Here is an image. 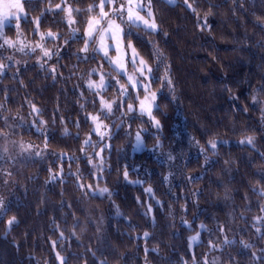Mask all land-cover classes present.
Masks as SVG:
<instances>
[{"label":"trees","instance_id":"1","mask_svg":"<svg viewBox=\"0 0 264 264\" xmlns=\"http://www.w3.org/2000/svg\"><path fill=\"white\" fill-rule=\"evenodd\" d=\"M69 1L74 7H84L91 2ZM36 3L37 0H28L25 5L27 18L20 21L22 36L31 42L40 40L31 23L32 17L39 14ZM46 3L44 0L40 8ZM156 3L154 0V5ZM213 4L215 7L209 0H198L196 5L203 9L212 7L214 12L208 17L210 27L203 31L202 16L193 14L184 5L183 11L174 6L165 9L169 35L165 38L160 33L157 39L168 53V64L175 77L174 86L180 88V99L177 106L169 105L167 117L162 118L163 148L152 147L155 130L150 129L144 134L148 146L133 151L129 145L127 155L121 158L115 145L123 133L117 130L119 135L114 138L113 148L108 150L109 162L126 165L130 177L139 178L144 184H130L122 177L117 179L114 169L108 168L103 180L114 191L112 200L79 187L80 182L97 183L92 166L78 151L90 125L76 102L79 93L82 91L87 97V101L83 100L86 111L91 112L99 105L94 108L91 101L95 97L77 72L84 69L80 75H85L89 68L97 66L99 59H82L83 54L78 52L82 42L69 39L70 26L63 18L64 13H45L40 31L51 28L60 33L57 39L62 46L60 55L48 62L56 65L57 72H50L46 68L48 63L40 68L33 59L22 66L8 65L0 75V103L5 105L0 110V128L5 127L7 113L8 123L15 125L9 130L14 133L12 137L40 145L41 133L32 123L38 118L30 115L28 101L31 100L49 121L44 135L51 146L80 156L82 177L81 181L76 180L73 173L77 162L68 157L65 171L56 180L48 179L49 168L55 170L59 165L57 157L50 152L43 158L29 155L12 167L9 189L4 192L0 186V196L5 197L10 209L0 218V264H59L56 251L66 256L67 264H85V261L101 264L105 259L107 264H145V256L149 264H183L192 257H197L196 264H203L205 259L210 264L213 259L217 264H229V261L231 264H253L250 251L264 248V241L255 230L256 227L264 230V224L254 219L264 216L260 210L264 198L253 187L258 189L264 184L258 171L264 165V157L260 156L264 153V124L260 121V108L264 103L255 104L250 99L258 93L261 102L264 101V41H261L264 31L253 13L264 15V0H245L243 6L239 5V0L236 5L231 0H213ZM76 18L80 23L72 27L82 28V15L76 14ZM4 32L13 38L17 30L11 24ZM133 38L147 58L151 45L136 36L135 31ZM65 39H69L67 45L63 43ZM50 41L48 39L46 44H51ZM100 63L107 67L106 62ZM53 75L57 77L55 80ZM113 91L115 89H109L108 93ZM158 98L161 103L169 99L159 94ZM245 107L249 111H244ZM17 110L22 121L14 116ZM54 113L55 125L51 122ZM61 116L69 127L67 137L60 133ZM143 119L146 121L147 117ZM77 120L81 125L79 129L75 126ZM216 132L226 143L218 144V154L209 150L205 162V152L190 141L195 137L207 146V139ZM245 135L256 136L255 148L238 142ZM168 153L173 160L167 159ZM164 176H168L167 181ZM149 184L159 203L144 193L143 188ZM148 204L153 206V211L146 216ZM116 205L120 207V216L116 215ZM11 215H16L19 223L8 228L6 222ZM101 216L104 227L98 237L96 225ZM184 220L190 221L191 227ZM85 222L87 231L78 239L73 235V228L80 233ZM202 222L207 229L200 228ZM221 226L224 231H220ZM144 231L152 235L145 238ZM197 232L201 238L191 244L189 237ZM225 236L233 243L222 244ZM241 240L251 242L254 248L245 249ZM209 241L218 246L211 247ZM257 255L261 254L257 251ZM254 264H264V258Z\"/></svg>","mask_w":264,"mask_h":264},{"label":"snow or ice","instance_id":"2","mask_svg":"<svg viewBox=\"0 0 264 264\" xmlns=\"http://www.w3.org/2000/svg\"><path fill=\"white\" fill-rule=\"evenodd\" d=\"M168 6H175L177 0H163ZM180 2L187 8L192 11L193 14L200 16L197 11L198 0H180ZM28 3V0H0V40L3 42L0 43V49L15 48L20 52H25L26 49L30 52L35 53L37 49L40 50L41 55L37 57L38 62H40V68H44L49 60L53 56L59 57V46L55 45L54 48L45 47L46 41L51 39L53 41L59 39L60 33L58 31H52L51 28H48L44 31H40L43 19L46 12H55L57 14L64 13V19L67 20L69 26L76 25L80 23L77 20L76 14H81L83 18V27H72L71 33L69 34V39H79L82 44L78 49V52L83 54L82 59L88 61L89 59L106 62L107 67L104 63H98L96 67H91L87 70V80L84 81L89 92H92L95 99L91 101L94 108L98 104L99 108L97 111H86V103L81 104L80 101H87L84 92L79 93V99L76 101L79 104L80 111L84 112L86 120L90 121L88 130L84 133V138L80 141L79 153L86 159L88 165L96 168L97 171L92 174L97 178V182L101 179V176L106 175L105 169V157L108 156V150L114 146V138L119 135L116 129L118 125H112L111 128L106 129L105 121L110 118L111 114L116 112H125L128 115L129 125L128 129L131 132L132 125L137 119L147 117V122L152 125V127L163 131L162 121L157 119L156 111L159 107L158 104V90H152L154 84L158 81L160 82V87L163 88L165 83L171 85L173 83L171 78V65L166 64L164 66V77L161 78L159 73V66L153 67L151 61L153 59L159 60V57L162 56V53L158 48L152 47L151 52L146 58L141 54V51L137 47V41L133 38L134 29H139L143 26L146 29H151V31L156 32L157 35L161 33V28L159 23L155 18V7L154 0H91V2L85 3L84 7H74L73 4L69 3V0H60L58 3H53L52 0H47V3L43 8H40V5L44 3V0H37L36 7L39 10V14L32 17L31 23L34 25L33 31L38 32L40 40L36 42L33 46L26 44L24 40L20 39L21 24L22 19L27 18V13L25 5ZM209 4L212 7H215L213 0H209ZM212 7L205 13L202 17L203 24L201 25V30L203 31L206 28H209L208 17L214 15ZM148 11L149 15L152 17L151 20L147 19L143 13ZM23 14V15H22ZM13 20L17 21L15 28L17 30V39L9 38L4 29L7 25L11 24ZM260 24L261 31H264V23L258 21ZM128 25L126 28L124 25ZM80 34L77 36V34ZM167 35V33H164ZM136 36H139L140 33L135 32ZM69 39L63 41L64 44H68ZM261 41H264V36H261ZM150 43V42H148ZM259 43V41H258ZM264 47V45H262ZM55 49V50H54ZM95 54L93 56L92 54ZM114 53V55H113ZM13 59L12 56L6 58V60ZM8 65L4 61H0V75H3ZM49 71L52 73L57 72L56 65L49 66ZM115 72L117 77H114L112 73ZM95 77V78H93ZM57 77L53 75L52 79L55 80ZM123 81V83H122ZM21 84L24 81H20ZM79 87V86H76ZM109 89H115L116 96L112 100H108L104 95L105 92H108ZM231 92V89H229ZM253 103L260 104L261 100L259 99V94H254L250 97ZM30 114H35L38 118L32 123L36 127V131L41 133V144L37 145L34 143L24 144L22 141L19 142L18 147L20 154L27 153L31 156L43 158L46 152H50L52 155H55L59 161L58 167L53 170L49 168L48 179L56 180L64 171V164L67 162V158L71 157L72 161L78 162L80 156H77L75 153H70L64 149H55L51 146L49 138L47 135H44L47 132L49 121L43 118V110L31 102L29 104ZM4 103H0V110L4 109ZM56 111H59V105L56 106ZM244 111H249L247 107L244 108ZM19 117V116H17ZM22 121L23 118L19 117ZM55 113L51 117V122H56ZM5 127L0 128V141H9V138L14 133L6 131L8 127L7 120L8 117H4ZM60 121L64 122L63 116L60 117ZM260 121L264 124V108H260ZM75 126L79 129L80 122L77 120ZM122 131V130H121ZM66 135H70V132H67ZM79 136V132L77 133ZM95 137V139L93 138ZM146 137L143 135V130H138L134 133V144L137 149H142L147 147ZM255 135H245L239 139L240 144H247L255 148ZM14 147L17 146V141H9ZM106 142V143H105ZM159 140L156 139L153 141L152 147H157ZM200 145V141H196ZM226 143L221 137L208 138L206 145H200V150L202 152H212L217 153L218 144ZM97 145H99V150H95ZM129 145H126L128 147ZM93 148L91 155L88 153L89 148ZM261 157H264V153H260ZM12 160L13 156L11 151L8 149L5 143H0V160ZM168 160H173L174 157L171 153L168 154ZM208 157H205V162H207ZM227 163V162H226ZM69 170H71V163L68 164ZM108 168H113L117 174V179L123 178L130 184H144V181L136 178L132 179L130 177L129 168L125 166H118L115 163L108 162ZM258 171L261 172V179H264V165H261ZM0 174H2L5 179H3V184L7 185L12 179V173L7 169H0ZM77 181H81L82 174L79 171L73 173ZM171 175V173L169 174ZM164 180H168V176H164ZM96 184V183H95ZM79 187L81 189L91 190L92 195L98 193V189L94 187L93 183H84L80 182ZM254 190L258 192V195L264 198V184H261L258 189L256 186H253ZM144 193L151 195L154 199H157L153 191L151 184L143 188ZM109 195H111V190L108 189ZM88 192H85V195H88ZM140 198L137 197V200ZM159 203V199H157ZM119 207V205L117 206ZM183 207V206H182ZM264 212V205L260 209ZM10 211L8 208L7 201L5 197L0 196V218L7 215ZM153 206L148 204L146 206V211L144 215L148 216L152 213ZM117 215H122L121 212H118ZM183 219V218H182ZM255 220L260 221L261 224H264V216H256ZM7 227L12 228L19 223L16 215H11L7 219ZM184 223L191 227V223L188 220H184ZM207 225L203 222L200 224V228L207 229ZM256 232L260 234L261 241H264V230L260 227H256ZM220 231H224L223 226L220 227ZM73 235L75 232L73 231ZM142 235L147 238L152 235L149 231H144ZM60 236L63 237L64 233L61 232ZM201 234L197 232L195 235L189 237L190 241H199ZM222 244L233 243L226 236L224 237ZM240 243L245 249L252 250L254 245L247 241L241 240ZM211 247L215 248L218 245L209 241ZM53 246H55V241H53ZM191 247V245H189ZM152 251H158L157 248H152ZM257 251L261 254L257 255ZM257 251H250V261L254 262L261 258H264V248H260ZM95 255V253H93ZM56 260L59 264H67V259L65 255H62L61 252L56 251L55 253ZM197 257H192L191 261H184L183 264H196ZM87 264V261H85ZM101 264H107L106 259L101 261ZM145 264H149L148 257L145 256ZM203 264H210V262L205 259ZM211 264H217V260L213 259ZM231 264V261H229Z\"/></svg>","mask_w":264,"mask_h":264},{"label":"clouds","instance_id":"3","mask_svg":"<svg viewBox=\"0 0 264 264\" xmlns=\"http://www.w3.org/2000/svg\"><path fill=\"white\" fill-rule=\"evenodd\" d=\"M193 2L195 3V0H193ZM237 2H238V0H231V3L233 5H236ZM244 2H245V0H239V5L243 6ZM167 6L168 5L166 3H164L163 0H157L156 5H154V7L156 9L155 18H156V21L159 23L160 28H161V33L163 34V36L165 38L169 35L168 28L165 26V24H166V19H165L166 11H165V9L167 8ZM182 6H183V4L180 2V0H177V3L174 7L180 8L183 11ZM209 8L210 7H208L207 9H203V8L197 7V11L199 12L200 16L203 17L205 15V13L209 10ZM233 11H235V9H233ZM143 15L149 20L152 19V17L149 15L148 11H145L143 13ZM253 16H254V19L256 22L260 21V22L264 23V15H256L255 13H253ZM124 26L126 28L128 27V25H126V24ZM134 31L140 33L139 36H141V38L146 39L147 42H150L149 44L151 45V49H152V47L158 48L160 50V52L162 53V56L159 57V60L153 59L151 61V63H152V66L154 68L157 67V65L159 66V73H160L161 78H163L164 77L163 69H164V66L166 64H168L169 56H168V53L165 51V49L161 46L160 41L157 39V33L151 31V29H146L143 26H141V28H139V29H134ZM164 33H167V35H165ZM20 35H23L22 31L20 32ZM36 42H38V41L27 42L26 44L33 46ZM45 47L54 48L55 44L54 43L53 44H46ZM4 62L7 63L6 60ZM17 62L19 63L20 61H17ZM84 71H85L84 69H80L77 72V76L81 80H82V78H83V80L88 79L87 71L85 72V75H80V72H84ZM112 75L114 77H117V74L115 72H113ZM171 78L173 81V83L171 85L165 83V86L163 88H161L160 82L158 81L156 83L155 87L152 89V90H158L160 96L166 95L169 97L168 101L163 102V103H161L159 101V98L157 97L159 107L157 108L156 116H157V119H159L161 121H162V118L167 117L168 112H169V105L171 104L172 106H177V102L180 99V88L178 86H174L175 77L172 74H171ZM122 83H123V81H122ZM224 87L227 88V85H224ZM230 94L234 95L231 92H230ZM104 95L106 96V98L108 100H112L116 96V92L115 91H113L111 93L105 92ZM31 102H32L31 100L28 101L29 104H31ZM80 103L83 104L84 103L83 100H81ZM261 103H264V101H262ZM98 108L99 107L95 108L93 111H97ZM262 108H264V107H262ZM7 115L8 114L6 113L5 117H7ZM128 115H130V114L125 113V112H116L114 114H111L110 118L105 121L106 129L111 128L112 125H118L119 127L116 129V131L122 130V133H123L122 138L115 145L116 153L118 156L123 158L124 156L127 155L126 145H131L133 148V151L140 150V149H137L135 147V144H134V133L138 130H143V135H144V134H148L150 132V129H154L155 132L152 133L153 141L158 139L160 143L158 144L157 147L163 148V142L161 139L162 131L152 127V125L149 124L147 122V120L145 121L143 118H141V119H137L135 121V123L132 125L131 132H129ZM14 116H20L19 110L16 111ZM55 124H56V122H53V125H55ZM7 125H8V127L5 129L6 131H9L10 129L15 127V125L8 123V120H7ZM60 125H61V127H60L61 135L67 137L68 135H66V133L69 132L68 125L65 124L63 121H60ZM201 128H204L203 124H201ZM220 135L221 134L219 132H216L213 135H211L209 138L215 139L216 137H219ZM13 140L17 141V146H15V147L9 142V141H13ZM9 141H3V143H5L6 146L8 147V149L11 151V155L13 156L12 160H14L15 156L20 154V150L18 147L19 142L22 141L24 144H27V142H24L23 138H20V137H17V138L10 137ZM196 141L197 140L195 139V137H193L192 140L190 141V143L200 147V145H202V144L200 143V145H198L196 143ZM95 150H97V151L99 150V145H97ZM87 151H88L89 155H91V153L93 152V148L90 147ZM168 154H167V157H168ZM213 154L215 155L216 153L213 152ZM205 157H208L207 152L205 153ZM108 162H109V158H108V156H106L105 157V165H104L105 169H108ZM75 170L80 172L79 162H77ZM93 170H94V172L97 171L96 168H93ZM94 187H96L98 189L97 194L99 196H101V197L106 196L109 200L113 199L114 191L109 187V185L107 183L104 182L103 176H101V179L94 185ZM108 189L111 190V195H109ZM117 206L118 205H116V215L118 212H121L120 207H117ZM117 216H120V215H117ZM103 227H104V217L101 216L97 222V225H96V234L98 237L102 234ZM73 231L75 232V235L79 239L80 234L87 231V223L85 222L83 227L80 229V233H77L75 228H73ZM116 264H119V262H116Z\"/></svg>","mask_w":264,"mask_h":264},{"label":"rangeland","instance_id":"4","mask_svg":"<svg viewBox=\"0 0 264 264\" xmlns=\"http://www.w3.org/2000/svg\"><path fill=\"white\" fill-rule=\"evenodd\" d=\"M69 3H71V2L69 1ZM66 22H67V20H66ZM16 23H17V21L13 20V22L11 24L15 26ZM11 24H9V25H11ZM69 30H70V33H71L72 25L70 26ZM9 38L14 39V40L17 39V32H16L15 37H13V38L12 37H9ZM19 38L22 39V40H24L25 43L31 42V41L26 40L22 35H20ZM2 42L3 41L0 40V43H2ZM50 42H52L51 44L54 43L55 45H58L59 46V51H61L62 46L59 45L60 43H58L57 40H55V41L51 40ZM40 55H41V53H40V50L39 49H37V51L35 53L30 52L27 49H26L25 52H20V51H18L15 48H7V47H5L4 49H0V61H5L6 58L9 57V56H12L13 57V59H11V60H6L7 65H16V66L17 65H20V66H22V65L27 64V62L30 59H33L35 62H37L40 65V62H38V60H37V57H39ZM113 55H114V53H113ZM17 61H20V62L18 63ZM98 62L100 63L99 60H98ZM51 65L52 64H49L48 63V65H46V68L49 70V66H51ZM12 138H14V137H12ZM0 143H3V141H0ZM28 156H29V154L24 153V154L16 155L14 160H8L7 158H5L4 160H0V169H7L8 171H10L12 173V167H14V166L16 167V165H19ZM3 179H5V177L2 174H0V186L4 189V192H6L9 189V186H8L9 184H7V185L3 184V182H2ZM195 242H197V241H190L191 244H193Z\"/></svg>","mask_w":264,"mask_h":264}]
</instances>
